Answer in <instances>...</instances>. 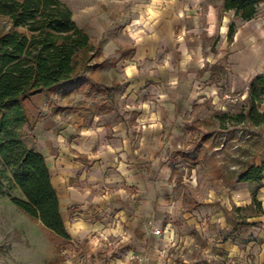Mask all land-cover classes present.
Here are the masks:
<instances>
[{"label": "crops", "instance_id": "crops-1", "mask_svg": "<svg viewBox=\"0 0 264 264\" xmlns=\"http://www.w3.org/2000/svg\"><path fill=\"white\" fill-rule=\"evenodd\" d=\"M185 4L186 0L154 1L153 5L159 7L152 12L149 32L139 41L127 40L129 48L119 50L121 40L117 38L109 37L104 42L98 38L104 56L112 59L108 65L117 60L124 72V81L117 82L121 91L119 102L115 100L114 116L108 114L112 111L89 115L87 122L89 116L59 111L56 100L48 99L45 93L26 102L31 122L24 129V140L46 160L71 236V241L61 247V263L187 264L192 263L188 257L193 258L191 252L199 239L206 236L208 239L198 248L201 264H264V215L248 217L240 226L231 225L222 240L218 226L209 224L200 209L187 216L182 235L175 238L163 229L164 222L177 212L167 180L171 176L169 168L164 166L163 177L156 182L155 169L150 175L139 171L146 161L143 154L149 151L134 147L136 136L149 140L169 135L171 129L166 125L192 111L193 104L204 103L211 96L220 100L219 88L211 85L215 72L209 68H225L232 83L235 71L240 73V82L247 79L251 69H258L256 76L264 74V47L255 46L259 38L263 39L261 28L260 35L237 28L236 38L229 44L231 18L227 15L233 12L222 13L221 7L209 5L206 27L198 35L196 29L188 28L191 20L185 17ZM191 19L198 27L197 18ZM180 25L184 28L177 33ZM215 36L216 41L207 50L206 42ZM220 39L224 47L217 50ZM234 47L236 53L227 52ZM143 64L148 66L145 73ZM213 91L216 96L210 94ZM247 95L248 89L245 99ZM118 106L124 109L121 114L116 111ZM173 136H179L178 132ZM153 141H146V145ZM175 142L170 145L171 151L178 147ZM156 143L163 145L161 139ZM263 162L264 158L256 165ZM262 190L264 194V180L239 182L229 198L242 208L251 205L256 195L264 210ZM153 227L162 233L153 234ZM111 246L116 256H110Z\"/></svg>", "mask_w": 264, "mask_h": 264}, {"label": "rangeland", "instance_id": "rangeland-1", "mask_svg": "<svg viewBox=\"0 0 264 264\" xmlns=\"http://www.w3.org/2000/svg\"><path fill=\"white\" fill-rule=\"evenodd\" d=\"M61 1L71 8L74 20L79 26H85L86 30L94 35L97 43L98 38H101L102 42L109 37L117 38L121 40L118 42L119 50H121L123 47L129 48L130 44L127 40L136 42L146 36V33L149 32L147 28L152 12L159 7L153 5V2L161 0ZM221 1L186 0L185 17L191 20L188 28L196 29L198 35H201L206 27V13L209 5L219 9ZM192 17L197 18L198 27L195 25L194 19H191ZM227 17L231 18L230 22L233 21V13H229ZM236 24L238 31L247 30L259 35L261 28L263 39L259 38L255 46L261 49L264 47V5L260 7L259 13L253 21L242 23L241 20H237ZM129 26H132L131 31L127 30ZM5 27L6 23L0 20V29ZM183 28L184 25H180L176 30L177 33H180ZM124 39L125 41H122ZM216 39L217 36L206 42L207 50ZM221 46L224 47L220 39L217 50ZM132 50L129 49L130 52ZM230 50H233V54L237 52L235 47L229 48L227 52L231 53ZM117 52L119 53V51ZM108 60L111 62L112 59ZM110 62L102 72L105 78L104 83L108 86H112L114 82L124 81L121 65ZM147 67L146 64L141 66L143 73L147 72ZM209 69L215 72L211 85L219 88L217 94L220 100L216 98L213 100L211 96L204 103L193 104L192 111L182 115L179 119L177 116L175 121H170L166 125L165 128L171 129L169 135L161 138L151 137L149 140L138 136L134 138L136 149L144 147L143 151H149L143 154L146 161L142 163L143 167L139 168L141 174L150 175L155 169L153 180L156 182L157 178L163 177L164 166H167L171 172V176L167 180L171 185L174 201L177 203V212L170 221L164 222L163 229L175 238L182 235L183 227L188 221L187 216L194 215V212L200 211V209L205 212L209 224L212 222L215 224L214 226H218L222 240L226 238L227 228L236 223L239 225L241 221H245L247 217L256 213V208L238 211V207L232 200L230 201L229 195L234 184L239 183L242 176H248L244 168L246 159L256 156L254 162L256 165L264 158V122L255 126L248 121L237 124L230 119H224L225 123L222 125L223 120L220 117L225 113L237 115L246 108L245 96L249 81L256 76L258 69H251L245 76L247 79L244 82L238 80L240 73L235 71L233 73L235 82L233 83L225 68ZM120 91L121 89L117 88L114 92V100L117 102H119L117 98ZM62 92L63 90L60 89L52 96L56 100L54 103L56 108L62 113L86 114L88 108L93 107L94 115L101 116L105 115L101 107L109 108L105 94L91 93L86 89L64 99ZM215 92L210 94L215 95ZM118 107L116 111L121 114L124 109ZM260 111L264 113V104ZM110 113L108 114L115 115L114 111ZM86 118H88L86 119L88 122L90 116ZM172 131L178 132L179 136H173ZM160 139L163 142L161 146L156 143ZM152 140H156V142L153 141L152 145H146V141L150 143ZM174 140L178 147L171 151L170 145ZM143 151L139 153L142 155ZM4 191L5 195L0 196V264H65L53 263L56 257V247L52 241L55 238L54 235L40 222L22 213L12 203V198H23L21 191L9 181L5 182ZM261 196H264L263 190ZM211 199L212 201H210ZM211 213L214 217L211 216ZM222 217L223 219H221ZM140 231L141 229L138 230V232ZM207 239L206 236L200 238V241L195 239L196 242L198 241V246L191 252L193 258L188 257L192 263L187 264L203 262L198 260L200 256L198 248ZM109 248H113L109 249L110 256H116L114 246ZM174 252L175 250H172V254ZM196 259L197 261H193ZM178 264L183 263L178 262Z\"/></svg>", "mask_w": 264, "mask_h": 264}, {"label": "trees", "instance_id": "trees-1", "mask_svg": "<svg viewBox=\"0 0 264 264\" xmlns=\"http://www.w3.org/2000/svg\"><path fill=\"white\" fill-rule=\"evenodd\" d=\"M263 4L264 0H222V13L234 14L229 25V44L237 33L236 21L254 20ZM0 20L6 23L0 29V196L5 195L6 181L21 191L23 198H12V203L54 235L53 263H61V247L71 241V236L46 160L24 140V129L31 122L26 102L41 93L51 99L60 89L64 99L88 89L106 95L109 108H101L107 113L115 109L114 92L119 84L104 83L102 72L108 60L100 44L77 24L71 8L61 0H0ZM211 49L215 51V47ZM246 101V108L239 114H223L222 125L224 119L237 124L248 121L255 126L264 122L260 111L264 104V74L251 80ZM94 111L90 107L82 116L94 115ZM255 159L256 156L246 159L244 168L250 177L242 176L239 182L264 180V162L258 166ZM252 208H256L254 215H264L256 195L251 205L238 211Z\"/></svg>", "mask_w": 264, "mask_h": 264}, {"label": "built area", "instance_id": "built-area-1", "mask_svg": "<svg viewBox=\"0 0 264 264\" xmlns=\"http://www.w3.org/2000/svg\"><path fill=\"white\" fill-rule=\"evenodd\" d=\"M152 233L155 234V235H160L162 232H161V230H159V229L153 227V229H152Z\"/></svg>", "mask_w": 264, "mask_h": 264}]
</instances>
